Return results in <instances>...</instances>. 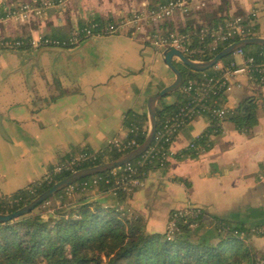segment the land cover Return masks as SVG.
Instances as JSON below:
<instances>
[{
  "label": "crops",
  "instance_id": "0c3cea01",
  "mask_svg": "<svg viewBox=\"0 0 264 264\" xmlns=\"http://www.w3.org/2000/svg\"><path fill=\"white\" fill-rule=\"evenodd\" d=\"M56 1L0 0L2 17L23 3L31 6L25 20H0V39L65 38L95 17L119 21L148 7V0ZM206 1V15L189 17V22L202 24L213 14L255 13L264 36V0ZM133 25L94 34L71 48L0 50V195L46 177L57 162L85 147L100 151L110 141L126 138L129 111L149 118V97L171 84L175 75L150 29ZM249 97L258 104V121L250 132L225 118L220 132L211 136L212 146L198 157H187L181 152L213 125L206 116H197L177 134L167 167L150 171L127 199L125 205L144 214L150 231H163L170 212L188 205L210 217L256 221L255 211L264 209V182L258 179L264 166V84L245 75L232 77L225 105L235 110Z\"/></svg>",
  "mask_w": 264,
  "mask_h": 264
},
{
  "label": "trees",
  "instance_id": "16d2710c",
  "mask_svg": "<svg viewBox=\"0 0 264 264\" xmlns=\"http://www.w3.org/2000/svg\"><path fill=\"white\" fill-rule=\"evenodd\" d=\"M171 1L175 0H148L147 8L158 9ZM237 17H243V23L250 28L247 36H261L253 13L233 17L213 14L206 19V23L188 22L186 26L180 28L181 34L190 36L189 48L193 52L187 53V56L195 60H210L225 47L238 41L240 36L225 41H215V37L212 36L213 31L225 27L229 20ZM121 20L122 18L119 21ZM119 21L113 18H93L79 29L80 41L89 38L83 32L86 27H92L93 32L97 34ZM174 30L175 27L170 22L168 25L161 24L159 28L153 27L150 34L153 38L157 32L168 35L174 33ZM17 39L26 40V44L17 49L31 48L28 43L30 39ZM242 51L245 56L260 60L264 46L248 45ZM234 62L235 53L224 57L219 63L231 68ZM175 64L183 74V84L189 80H201L205 75L212 76L218 73L217 65L205 71H196L180 61ZM163 88L164 85H161L160 90ZM173 94L175 98L170 101L169 96ZM215 98L216 106L225 105L226 96L221 94L213 96L208 103H213ZM189 100L190 97L181 88L160 99L157 105V131L161 129L166 119L177 115ZM257 109V102L249 97L235 110L229 108L225 118L232 121L240 131L250 132L258 121ZM204 116L210 119L213 125L191 141L197 147L188 145L181 152L182 155L198 157L202 151L212 146L211 136L220 132V120L208 111L204 112ZM195 118L183 125L179 132ZM124 123L128 135L120 139L123 149L108 145L97 151L98 159L94 165L117 159L145 141L149 126L147 114L129 111ZM133 139L136 140V145L127 147V143ZM157 143L161 142H157L155 138L151 145L158 146ZM81 151L92 150L85 147ZM77 153L74 152L65 159ZM142 159L143 155H140L130 163L137 167L138 175L145 179L153 169L165 168L169 164L167 162L161 167L160 157L156 154L145 159L143 164ZM89 165L85 164L82 167ZM127 173L122 166L116 173L109 170L87 176L73 183L77 187L74 195H69L66 187L30 213L0 222V264H264V252L255 250L249 242L251 236L264 237V209L255 211L253 219L256 221L250 224L224 217H210L201 208H193L188 213H180V209H175L170 212L168 219L172 226H168L165 231H150L144 214L125 205L127 199L141 187H135L132 191L117 187V180L125 177ZM70 174L72 173L58 174L51 183L44 177L13 194L3 195L1 197L3 200L11 197L17 198L18 202L0 207V213L18 210ZM94 178H100L96 185L92 182ZM85 181L90 185L87 189L81 190V185ZM3 200H0L1 204H4ZM49 209L53 211L49 212Z\"/></svg>",
  "mask_w": 264,
  "mask_h": 264
},
{
  "label": "built area",
  "instance_id": "2783aa9c",
  "mask_svg": "<svg viewBox=\"0 0 264 264\" xmlns=\"http://www.w3.org/2000/svg\"><path fill=\"white\" fill-rule=\"evenodd\" d=\"M69 0H58V4L65 5ZM189 0H175L171 1L166 5H161L158 9L146 8L145 11H137L131 16H126L122 18L119 23L111 24L110 26L104 28V32L114 33L119 30V28L126 26L128 24L134 23L136 27L139 28V22L144 19L147 14V22L152 26H158L159 22L166 20L170 14H173L175 10H182L186 7ZM51 5L52 3H46ZM31 11V6L29 3H23L18 9L11 10L5 17L0 16V20L4 19H15V20H25L29 17ZM146 12V13H145ZM255 16V13H253ZM243 17H237L227 22L225 27H220L218 30L213 31L212 36L215 37V41H225L231 37L240 36L241 38L249 37L250 28H248L244 23ZM94 27V25H93ZM83 32L86 36L91 37L95 33L92 27H86ZM80 32L77 30L68 39H61L57 37H51L46 35L38 36L37 38H31L29 44L31 47H60L68 48L79 44ZM240 38V39H241ZM153 43L162 50L168 47H175L187 56V53H192L190 50V36L188 34L181 33H170L168 35L160 34L159 32L154 34ZM26 44L25 39L17 38H1L0 39V50H12L17 49ZM235 55L239 56L240 62L232 63L231 68H226L223 64L218 63L216 69L217 74L212 76H206L201 80H189L181 87V90L186 93L190 100L181 111L168 119H166L159 131L156 132L155 138L157 142H161L158 146L150 145L148 149L142 154L143 159L141 164L145 162V159L153 157L155 154L160 157L159 163L161 167H164L167 162L170 161L173 156L172 144L175 140L176 135L179 133V129L185 125L190 119L197 116H204V112L208 111L212 115L216 116L220 121H222L226 114L229 112V107L224 105L222 107L216 106L217 99L215 98L213 103H208V101L214 96L219 94L226 96L227 92L232 88V77H237L240 75H245L248 79L256 81L257 83L264 84V52H261L260 60H257L252 56H245L242 49L236 51ZM195 60V59H193ZM198 61V60H197ZM149 130V129H148ZM154 138V139H155ZM109 145L111 147H117L119 150L123 149L122 142L120 139H114L110 141ZM136 145V140H130L127 143V147ZM189 146L197 147L193 143ZM105 158H108L105 156ZM98 159V154L96 151H81L75 155L68 157L67 159L57 162L51 169V171L46 175L48 182H53L55 176L64 172H75L85 164H90L88 167L95 165V161ZM125 170L128 172L125 177L119 178L117 180V187H122L124 190L132 191L135 187H141L144 184L145 178H141L138 175L137 167H134L130 162L123 165ZM112 169L114 173L117 172L118 168ZM100 178H94L93 184H98ZM259 181L264 182V166L258 173ZM90 185L88 181H85L81 185V190L87 189ZM27 186L23 187L26 188ZM77 187L73 184L67 187V192L69 195H74ZM116 189L114 188V191ZM0 195V200H3ZM4 204L0 203V207H6L8 204L18 202L17 198H6ZM191 206L188 209L179 210L180 213H188L191 211ZM173 224L170 223V226Z\"/></svg>",
  "mask_w": 264,
  "mask_h": 264
},
{
  "label": "water",
  "instance_id": "95a60500",
  "mask_svg": "<svg viewBox=\"0 0 264 264\" xmlns=\"http://www.w3.org/2000/svg\"><path fill=\"white\" fill-rule=\"evenodd\" d=\"M248 45H261L264 46V36H249L239 39L225 47L222 51H220L217 55H215L210 60L202 61V60H193L192 58L186 56L180 50L175 47H168L163 51V61L164 63L173 71L175 75V79L173 82L163 89H161L158 93L151 95L148 99V113H149V130L146 136L145 141L140 144L138 147L133 149L132 151L122 155L121 157L108 161L104 164L95 165L92 167H85L83 169H79L69 176L61 179L57 183H55L51 188L40 194L30 203L24 205L18 210L12 213H0V222L9 221L20 217L22 215L30 213L44 201L61 191L62 189L68 187L69 185L79 181L82 178H85L90 175H95L98 173L106 172L117 167L123 166L124 164L134 160L135 158L142 155L148 147L153 142L158 126L157 120V105L160 99L163 97L170 95L176 91H178L184 82V77L181 71L175 64V59L178 58L180 62L187 65L189 68L196 71H205L211 67L217 65L224 57L236 53V51L243 49ZM0 130L4 131L2 124V115L0 113Z\"/></svg>",
  "mask_w": 264,
  "mask_h": 264
},
{
  "label": "rangeland",
  "instance_id": "374dc122",
  "mask_svg": "<svg viewBox=\"0 0 264 264\" xmlns=\"http://www.w3.org/2000/svg\"><path fill=\"white\" fill-rule=\"evenodd\" d=\"M70 1L71 0H69L68 2H70ZM207 7H208V3H207L206 0H203V1H201V0H189L187 2V4H186V7L184 9L175 10L174 13L170 14V16L166 20H163L162 22H159L158 28H159V26L161 24H164V23L166 24L167 23V25H168V23H170L171 21H175V22L179 21L180 25H177V27H175L174 33H180L179 32L180 28L187 25V23L189 22L188 21L189 17L190 18L194 17L195 19H200L201 17H203L204 14L206 15ZM222 9H216V12H218V11L223 12ZM145 10H146V8L145 9L136 10V11H133L131 14H135L137 11H145ZM212 12H214V9L212 10ZM209 13H211V10H209ZM148 18L149 17H147V14H146L144 16L142 24H143L144 27H146V28L148 27V29H150V31H151V29L153 27L147 22ZM206 21L207 20H204L205 23H206ZM192 22H194V21H192ZM195 23H200V22H195ZM142 24H141V22H139V28L136 27V26L135 27L137 29H141ZM152 40H153V38H152ZM236 58H237V60H239V56H236ZM176 60L179 61L178 58H176ZM169 98L170 99H174L175 95L173 94V95L169 96ZM46 205L50 206V204H48V203H46ZM189 207H190V205H188L185 208H180V210L188 209ZM191 207L192 208H190V209L197 208V207H193V206H191ZM52 211H53V209H49V212H52ZM168 226H170V223H168V221H167L166 228ZM165 229L163 231H165ZM249 242H250L251 246L255 250L264 252V237L263 236H251V238L249 239Z\"/></svg>",
  "mask_w": 264,
  "mask_h": 264
}]
</instances>
